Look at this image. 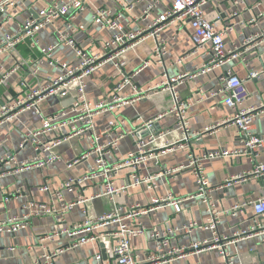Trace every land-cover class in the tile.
I'll return each mask as SVG.
<instances>
[{
    "label": "crops",
    "instance_id": "obj_1",
    "mask_svg": "<svg viewBox=\"0 0 264 264\" xmlns=\"http://www.w3.org/2000/svg\"><path fill=\"white\" fill-rule=\"evenodd\" d=\"M54 1L56 0H23L18 3L1 16V34L16 33L17 26L27 19L36 17L41 8ZM122 2L124 9L119 6L118 0H89L84 10L78 12L72 20V23L84 27L72 35L76 45L82 50L102 55V48L111 37L112 31L93 23L91 17L96 9L107 10L112 15L120 13L124 32L134 33L147 30L151 21L169 7L167 2H163L144 17L143 10L149 0ZM128 7L129 10L125 9ZM234 12H237L236 16H232ZM204 13L206 19L213 22L217 30L228 31L224 36L227 48L237 46L244 50L242 61L226 64L206 75H198L197 69L209 59L207 48L194 49L188 22L181 26L170 24L159 32L158 37L147 34L148 36L129 48L122 56L125 62L123 68H116L112 62H106L93 72L86 82L87 99L96 104L106 100L116 86H120L119 96L130 97L132 94H146L149 87L164 81L165 76H182L180 82L173 87L177 91L179 101L188 104L187 135H182L172 116L158 119L149 130L140 128L142 123L155 120L171 107L173 99L170 91L149 94L135 104L100 114L94 118L91 133L68 139L49 152H36L30 142L22 147L20 144L27 133L40 130L44 117L70 109L72 91L67 97L46 98L35 108L16 112L10 120L0 121V160L5 156L15 158L14 164L0 167V174L17 169L22 162L35 158L46 162L54 155L59 157V160L45 163L39 169H20L16 174L0 176V221L20 217L24 212L22 206L29 202L58 206L54 192L67 178L90 173L93 157L86 159L81 157L89 149L91 134L103 130L111 120L123 119L121 129L135 131L154 152L164 151L165 142L174 144L171 151L157 154L156 163L152 158L137 170L131 168L118 170L112 176L113 182L116 185L128 186V189L114 201L106 197L94 198L102 192L104 186V179L96 175L95 178L74 187L72 192H63L66 202L84 201L76 204L73 210L64 216L52 214L31 217L25 229L13 235L0 233V264H34L44 252L43 248L49 252L66 248L77 240L78 236L69 237L65 233H60L52 239H46L42 244L39 243V238L59 234L74 224L109 213L115 208L124 211L132 204L146 207L153 196H163L170 192L182 197L192 196L196 187L190 171L164 174V170L187 163L190 154L201 156L208 152L242 147V139L237 130L227 124L232 111L224 106L223 95L218 91L229 72L245 82L248 98L244 107L256 108L264 100V73L257 79L249 78L252 72L264 70V37L261 36L264 29V0H215L204 8ZM69 22L64 19L44 27L37 35L40 44L42 46L56 44V31H64ZM149 31L148 29L146 33ZM249 38L257 39L243 46ZM160 41L165 46V54L156 57L154 50ZM40 58L38 51L31 48L29 40L18 45L15 52L0 53V72H8L16 65L19 67L0 84V107L33 89L44 86L57 75V70L45 59ZM52 58L61 63H72L76 60L73 51L64 45L56 46ZM39 60L41 63H38ZM37 65L38 71L34 74ZM253 129L256 134L264 137V114L254 119ZM68 132L67 128H62L54 134L37 136L36 140L51 145L55 140L64 138ZM150 136L154 139L150 140ZM134 150L133 139L127 136L119 142L117 151L108 156L107 161L112 166L118 158H123ZM74 161L77 162L73 163ZM255 162L264 163V145ZM252 166L253 163L244 156L203 161L205 176L210 186L214 188L212 199L216 209L221 212L217 228L220 236L230 237L235 231L249 230L257 221L247 202L255 201L264 194V179H250L225 185L230 177L251 170ZM135 174L152 176L155 190L130 187ZM44 184L50 192L40 190ZM220 186L221 189H215ZM13 192H16L15 195L7 198L8 194ZM235 205H239L240 209L235 211L234 215L223 213ZM207 217L206 206L193 198L184 201L178 213L170 206H163L141 215L138 222L146 231L130 241L135 260L142 263L147 254L167 249L157 248L150 233L157 232L161 235L169 228L181 227L190 221L201 226ZM108 231V229L96 231L95 234L99 238L97 242L64 251L54 259V264H98L95 259L97 254L101 255L104 262L111 260L112 240L106 236ZM210 238L211 233L200 227L193 229L189 235L177 233L169 241L173 247H187L192 241ZM228 251L234 257L235 264H264V235L238 239L230 244ZM171 264H223V256L218 251H208L190 254L183 259L172 261Z\"/></svg>",
    "mask_w": 264,
    "mask_h": 264
},
{
    "label": "built area",
    "instance_id": "obj_2",
    "mask_svg": "<svg viewBox=\"0 0 264 264\" xmlns=\"http://www.w3.org/2000/svg\"><path fill=\"white\" fill-rule=\"evenodd\" d=\"M23 0H0V53L15 52L16 47L26 40L30 41L31 48H34L45 59L50 66L57 70V75L44 86L29 91L26 95L17 97L6 105L0 107V121L10 120L16 112L29 110L36 107L42 100L49 97H67L70 92H73V99L69 110H61L53 113L41 120L40 130L27 133L22 140L20 147L27 143H32L36 152H49L52 148L59 146L62 142L68 139L78 137L82 134L91 133L94 126V118L106 112H113L124 106L132 105L148 97L149 94H157V92L170 91L172 94L173 104L171 107L160 114L158 118L152 121L142 123L140 128L150 129L153 124L164 116H172L175 120L176 127L182 132V135L188 133V122L186 120V109L188 104L179 101L177 91L173 87L180 82L182 76L166 77L164 81L149 87L146 94H139L130 97L119 96L120 86H116L108 95L107 99L96 104H92L86 96L87 78L100 68L106 62H112L116 68H123L125 62L122 59L123 54L134 44L140 42L147 34L158 37L159 32L167 25L177 24L181 26L188 22L190 26V39L195 50L206 49L209 53V59L197 69L198 75H206L215 69L221 68L226 64H231L236 61H242L244 50L240 47L233 46L227 48L224 42V36L228 32L226 29L217 30L215 24L206 19L204 8L215 0H149L143 10V16L146 17L150 12L157 8L163 2H167L169 7L164 13L151 21L148 25V30H141L134 33L124 32L121 24V14L112 15L104 9H96L92 14L93 23L101 28H106L112 31L111 37L102 48V55L94 54L87 50L79 48L72 35L78 30H83L84 27L79 24L72 23L74 16L84 10L89 0H56L43 8H41L36 17L25 20L17 26V31L14 34H1V16L4 15L10 8L14 7ZM119 6L124 9L122 0H118ZM130 9V7L125 8ZM234 12L232 16H236ZM67 19L64 31H56L54 45L42 46L37 39L38 33L46 26L53 25L55 22ZM264 37V29L261 33ZM258 38V37H257ZM254 38V39H257ZM253 38H249L243 46L252 42ZM64 45L71 49L76 57L72 63L58 62L52 58L53 51L56 46ZM165 54V46L163 42H158L154 50L156 57H162ZM40 58V59H41ZM180 62V61H178ZM38 63H41L39 60ZM24 64V63H22ZM145 65L147 63H144ZM18 65L8 72H0V84L12 73L18 69ZM38 71V65L35 66L34 74ZM264 73L252 72L249 78H259ZM218 93L223 95V104L232 111L231 117L227 120V124L235 127L238 135L242 139V147L230 150L208 152L201 156L189 155L188 161L185 164L167 168L164 174H174L183 170H188L192 173L195 179V192L192 196L182 197L173 193H167L163 196H153L151 202L146 207H141L138 204H132L124 211L121 208H115L109 213L101 214L95 218H87L83 222L72 225L68 230L39 238V243L42 244L46 239H52L60 233H65L69 237L78 236L77 240L69 244L66 248L58 249L53 252L44 250L34 264H54V259L66 250L75 249L86 244L97 242L98 236L95 232L98 230L108 229L107 237L112 240L111 254L112 259L106 262L102 261L100 254L95 256L98 264H171L174 260L183 259L190 254H199L208 251H218L223 256V264H235L234 257L228 251L230 244L235 243L238 239L251 238L257 235H264V194L255 201L247 202L253 210L256 223L249 230H238L231 234L230 237L220 236L217 228L220 224L221 212L216 209L212 199V188L205 176L203 161L217 158H235L247 157L253 163L252 169L245 171L239 175L230 177L225 185H231L234 182H245L250 179H264V163L255 162V158L263 148L264 137L254 132V119L264 114V100L256 108L244 107V103L248 98V91L245 82L237 76L227 72L223 79V85ZM214 95V94H213ZM124 123L123 119H115L109 121L106 126L98 133L91 134L90 145L88 151L81 157L86 159L93 157V165L90 173L80 177H69L64 180L54 196L58 201V206L47 205L43 203L29 202L22 206L23 213L20 217H10L0 221V233L13 235L16 232L26 228L28 220L31 217H43L49 215L64 216L78 203H83V200L77 202H66L63 198V192H72L73 188L80 186L82 183L95 178L96 175L104 179V186L101 193L94 198L106 197L110 201H114L119 196L124 194L128 186L116 185L113 182L112 176L118 171L126 168L137 170L147 160L152 158L157 161L158 155L164 152L171 151L174 144L165 142L164 151L160 153L154 152L147 147V142L138 137L133 130L121 129ZM62 128L69 130L68 134L57 139L51 145H46L36 140L37 136L54 134ZM131 137L134 142L135 150L128 153L123 158H118L114 165L110 166L107 157L114 154L118 149V144L125 137ZM150 140L154 137L150 136ZM59 160V157L54 155L48 161L43 162L39 158L31 161L22 162L17 169L10 172L0 174H16L20 169L41 168L45 163H52ZM74 161L73 163H76ZM15 163L13 156H5L0 160V167ZM152 176H140L135 174L132 178L130 187L147 188L155 190ZM222 186L215 188L221 189ZM43 192H50L47 185L44 184L40 189ZM264 190V186H263ZM16 192L8 194L7 198L14 196ZM190 199H198L206 206L208 214L204 225H198L194 221H190L181 227H173L165 230L161 235L157 232L150 233L151 239L156 243L157 248H167L163 252H152L147 254L145 261L138 263L132 253L130 241L133 238L141 236L145 233V228L138 219L143 214H148L163 206H170L178 213L181 210V204ZM240 206L235 205L230 210L223 212L224 214H235ZM202 228L211 233L210 239L201 241H192L187 247L171 246L169 239L177 233L189 235L193 229Z\"/></svg>",
    "mask_w": 264,
    "mask_h": 264
}]
</instances>
